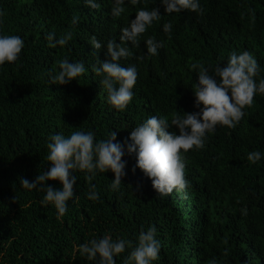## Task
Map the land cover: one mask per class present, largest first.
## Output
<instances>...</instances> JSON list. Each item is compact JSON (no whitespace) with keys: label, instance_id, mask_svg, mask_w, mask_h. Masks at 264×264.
Returning <instances> with one entry per match:
<instances>
[{"label":"trees","instance_id":"obj_1","mask_svg":"<svg viewBox=\"0 0 264 264\" xmlns=\"http://www.w3.org/2000/svg\"><path fill=\"white\" fill-rule=\"evenodd\" d=\"M0 0V33L22 38L15 64L0 66V264H93L74 246L105 233L135 241L149 225L160 241L152 264H264V156L252 163L247 153H264V95H254L233 127L217 125L203 148L184 153L188 185L156 194L148 178L135 168L134 155H124L125 176L118 190L108 185L110 171L88 181L76 171L75 200L56 218L51 205L42 206L43 192L23 189L19 178L31 181L49 164L44 159L52 134L68 135L74 128L91 130L94 139L116 131L125 142L132 128L150 115L170 120L173 111L191 113L196 72L226 63L231 52L248 51L259 65L254 80L264 78V0H199L197 11L164 13L159 0H124L119 16L111 14L113 0ZM159 8L160 18L138 37L124 42L131 55L122 66L135 65L133 96L123 110L106 101L100 77L90 71L96 57L104 60L107 40L119 42L120 29L138 8ZM78 23L72 25V16ZM170 23V34L162 31ZM71 31L64 46L49 47L47 33L57 37ZM101 42L92 49L90 37ZM162 42L156 55L146 54L144 40ZM137 57H142L137 59ZM82 62L85 73L65 85L49 83L57 61ZM170 131H177L175 126ZM60 188L58 181H46ZM95 184L99 199L87 198ZM136 185L140 190L132 191ZM14 197V199H13ZM241 209H244L242 214ZM124 253L114 257L122 264Z\"/></svg>","mask_w":264,"mask_h":264},{"label":"clouds","instance_id":"obj_2","mask_svg":"<svg viewBox=\"0 0 264 264\" xmlns=\"http://www.w3.org/2000/svg\"><path fill=\"white\" fill-rule=\"evenodd\" d=\"M135 3V0H129ZM90 8L98 7L96 0H84ZM124 0H113L110 9L113 16L121 14ZM164 13H179L182 10L197 11L199 0H159ZM159 8H138L134 18L128 21L126 27L120 29L119 42L107 40L104 60L96 57V62L90 66V71L100 77L99 84L106 92V101L117 110H123L133 96V86L137 77L136 66H122L121 58L131 55L124 42L136 45L138 37L145 32L153 21L160 18ZM72 25L78 23L77 16H72ZM172 25L164 23L162 31L170 34ZM71 31H66L57 37L49 32L45 36L49 47L64 46L71 39ZM92 49L99 50L102 45L95 36L90 37ZM146 54L156 55L162 47V42L149 36L144 40ZM24 46L22 38L14 34L0 33V66L15 64ZM142 57H137L141 59ZM58 70L48 74V80L53 85H65L75 80L86 69L82 62H70L60 59ZM189 68L195 70L196 81L191 87L194 96L193 107L198 109L191 113L173 111L170 120L163 116L150 115L142 123L134 126L125 142L116 141V131H110L105 139H94L91 130L74 128L68 135L60 132L52 134L46 141L44 159L49 164L46 171H39L29 181L19 178V185L29 191L43 192L39 203L42 206L51 205L55 209L57 219L67 211V202L74 201L73 185L76 181L75 172L80 171L88 181L93 180L98 173L110 171L113 179L108 187L116 191L125 176L124 155H134L135 168L148 178L156 194L165 196L174 189L179 193L188 185L184 176V153L189 149L204 147L207 134L215 131L216 126L233 128L244 115L245 106H250L254 95H264V78L257 77L259 65L256 58L248 51L231 52L226 63L206 67L200 63H192ZM175 126L177 131H170ZM264 153L252 150L246 159L252 163L261 160ZM46 181H58L60 188H53ZM133 193L140 190V185L132 188ZM87 198L99 199L95 184H89ZM14 199V197H13ZM244 209H241L242 214ZM122 264H152L157 260L160 241L156 229L149 225L147 230H141L135 241L127 238H113L105 233L97 238L92 235L87 241L74 246V251L92 261L93 264H115L114 257L124 253ZM210 264H217L215 259Z\"/></svg>","mask_w":264,"mask_h":264}]
</instances>
